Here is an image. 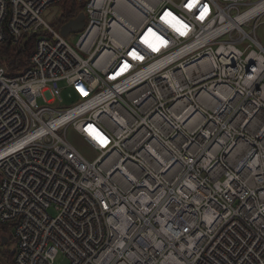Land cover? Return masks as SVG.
I'll return each instance as SVG.
<instances>
[{
    "label": "built area",
    "instance_id": "1",
    "mask_svg": "<svg viewBox=\"0 0 264 264\" xmlns=\"http://www.w3.org/2000/svg\"><path fill=\"white\" fill-rule=\"evenodd\" d=\"M59 1L0 0V45L38 34L0 65L13 264H264V0H74L76 48Z\"/></svg>",
    "mask_w": 264,
    "mask_h": 264
},
{
    "label": "trees",
    "instance_id": "2",
    "mask_svg": "<svg viewBox=\"0 0 264 264\" xmlns=\"http://www.w3.org/2000/svg\"><path fill=\"white\" fill-rule=\"evenodd\" d=\"M57 8L58 18L56 26L58 28L84 11V6L76 4L74 0H60ZM37 36V33L27 34L15 46L11 44L9 39L0 45V65L7 69L8 76H15L27 67ZM0 235L8 237L4 228L0 230ZM7 244L5 246L0 244V256L5 264H13L14 253L6 250Z\"/></svg>",
    "mask_w": 264,
    "mask_h": 264
},
{
    "label": "rangeland",
    "instance_id": "3",
    "mask_svg": "<svg viewBox=\"0 0 264 264\" xmlns=\"http://www.w3.org/2000/svg\"><path fill=\"white\" fill-rule=\"evenodd\" d=\"M57 18H58V14L57 16L52 20V22H50V26L53 27L55 30H59L57 25ZM80 33L77 30L74 31H70L69 34L65 37L66 42L73 48H76V43L78 40ZM256 35L258 37L259 42L264 46V26L259 27ZM223 39H228V37H224ZM244 47L245 45L240 44L237 46L238 49H240L242 52L244 51ZM64 83H60V86L62 87ZM61 99H62V103L60 104L61 108H70L73 105L76 104L77 102V98L74 95V93L70 90H62L61 92ZM38 105L39 106H45V104H43L42 100L39 99L38 100ZM66 134L67 137L70 141L73 142L74 146L77 148V150L88 160H93L95 158V153L93 151H91L90 149H88L86 146H84L80 141H78V139L74 136L71 127H68L66 129ZM4 228L6 233L8 234L9 237V243L7 244V251L14 253L15 249H16V239H15V235H14V229L13 226L11 224H0V230ZM56 263L57 264H69L68 259H66V257H64L63 255H59L56 259Z\"/></svg>",
    "mask_w": 264,
    "mask_h": 264
},
{
    "label": "water",
    "instance_id": "4",
    "mask_svg": "<svg viewBox=\"0 0 264 264\" xmlns=\"http://www.w3.org/2000/svg\"><path fill=\"white\" fill-rule=\"evenodd\" d=\"M58 13V8H53L51 11V14H49V12H46L45 15H47V21L51 22L52 19L54 18V16ZM84 18L85 15L84 13H80L77 15V17L75 19H71L69 21H67L65 24H63L60 27V34L63 37H66L67 34L72 30H81L84 26ZM9 241L8 237H6L5 235H0V244L2 246H5L7 244V242ZM0 262L1 264H5V262L3 261L2 257L0 256Z\"/></svg>",
    "mask_w": 264,
    "mask_h": 264
}]
</instances>
